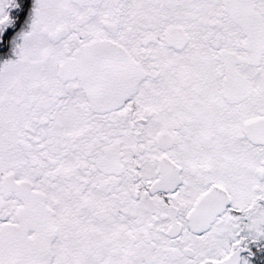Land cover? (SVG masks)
<instances>
[{
	"label": "snow or ice",
	"instance_id": "snow-or-ice-1",
	"mask_svg": "<svg viewBox=\"0 0 264 264\" xmlns=\"http://www.w3.org/2000/svg\"><path fill=\"white\" fill-rule=\"evenodd\" d=\"M15 55L0 264H239L264 238V0H35Z\"/></svg>",
	"mask_w": 264,
	"mask_h": 264
},
{
	"label": "flooded vegetation",
	"instance_id": "flooded-vegetation-1",
	"mask_svg": "<svg viewBox=\"0 0 264 264\" xmlns=\"http://www.w3.org/2000/svg\"><path fill=\"white\" fill-rule=\"evenodd\" d=\"M34 6L35 0H14L7 9L12 23L0 32V64L16 58V45L21 42L22 34L30 30ZM246 248L239 254V264H245V258L249 264H264V238L253 241L249 237Z\"/></svg>",
	"mask_w": 264,
	"mask_h": 264
}]
</instances>
